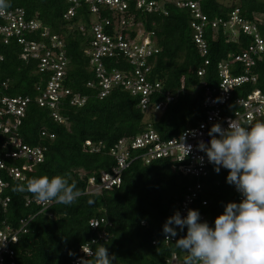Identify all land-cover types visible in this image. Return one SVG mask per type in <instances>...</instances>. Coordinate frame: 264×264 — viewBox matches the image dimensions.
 I'll use <instances>...</instances> for the list:
<instances>
[{
    "label": "trees",
    "instance_id": "trees-1",
    "mask_svg": "<svg viewBox=\"0 0 264 264\" xmlns=\"http://www.w3.org/2000/svg\"><path fill=\"white\" fill-rule=\"evenodd\" d=\"M154 1L166 2V16L161 13L136 12L135 19L142 22L146 32L153 33L159 48V54L151 60L153 67L150 79L160 81L163 91H183L152 125L163 139H169L187 127L196 126L205 118L202 108L203 91L199 88L200 78L196 75L202 66V60L192 40L189 10L176 7L173 1ZM5 2L9 5L6 10L22 9L28 19L37 21L64 41L69 61L67 87L73 93L87 97L82 108L67 105L61 109V115L69 123L68 129L54 123L46 109L34 104L28 106L20 128L21 138L29 146L45 147V159L27 173L24 183L12 181L3 174L2 178L8 182L4 196L10 198V203L5 213L0 207V222L5 219L7 223L15 225L18 219L37 213L38 208L34 205L28 208L24 205L26 198L35 199L33 194L14 191L17 185L26 186L27 181L32 178L47 176L51 179L62 176L69 184L74 183L82 195L71 205L52 202L53 205L45 214L34 217L28 233L19 239L16 246L17 263L72 264L81 245L91 244V240L96 237L97 232L89 227V222L93 219H104L109 223V226L98 229H105L109 239L107 242L97 241L96 244H91L92 250H95L97 244L104 245L109 255L116 257L113 264H167L172 255L181 258L186 253L175 247L176 241L166 244L162 229L167 218L174 215L176 204L182 200L194 181L173 170L168 161H157L148 166L135 162L123 173L120 187L103 191L100 195L85 193L90 176L100 171L109 172L114 165V160L108 155L109 149L118 140L144 131V114L126 92L117 89L104 99H98L96 90L86 87L88 82L95 81V77L83 53L88 38L76 29L78 24L87 26L90 21L86 7L77 9L75 17L66 20L64 14L70 6L67 0ZM236 8L242 18L252 20L255 15L264 14V1L230 0L227 4L221 0L202 2V10L210 20L227 19ZM246 38L242 34L238 44L230 43L222 30H219L216 39L212 40V32L207 30L205 39L210 65L203 80L214 86L216 65L228 55L241 52L249 43ZM20 52V47L14 42L2 47L4 59L0 63V80H8L6 96L33 98L37 96L36 88L44 85L47 75L37 73L36 62L20 60ZM104 63L108 69H130L118 58L105 60ZM255 72L258 75L257 83L236 89L233 97L243 96L255 88L264 92V56L257 63ZM41 130L53 133L54 139L40 138ZM87 141L101 144V153L88 154L83 151V143ZM2 142L0 134V146ZM1 155L0 149V157ZM227 175L228 170L221 168L216 173L213 166L208 176L202 180V197L207 206L201 208V212L207 216L208 224L212 227L215 219L223 214L224 205L239 203L235 186L226 182ZM177 231L176 240L186 235L185 230L183 233ZM69 251L75 253V256H69ZM92 259L91 256L87 260Z\"/></svg>",
    "mask_w": 264,
    "mask_h": 264
},
{
    "label": "built area",
    "instance_id": "built-area-1",
    "mask_svg": "<svg viewBox=\"0 0 264 264\" xmlns=\"http://www.w3.org/2000/svg\"><path fill=\"white\" fill-rule=\"evenodd\" d=\"M67 2L70 6L64 14V19L74 18L77 9L81 7H86L90 18L87 26L78 24L76 27L82 36L88 38L83 53L95 77V81L88 82L86 87L96 90L98 99H104L113 90L124 91L136 101L137 108L144 117L149 116L143 121L144 131L118 140L109 149L108 155L114 160V165L109 172L100 171L90 176L87 179L85 193L100 195L103 191L120 187L123 173L135 162L148 166L157 161H168L173 170L194 181L193 185L187 188L182 200L176 204V211L184 217L188 209L198 210L202 222H208L207 216L201 212V208L207 206L206 200L202 197V180L208 176L213 165L208 163L203 152L196 150V145L200 140L206 143L210 140L207 133L213 124L219 123L227 128L228 120H236L242 126L250 127L257 121H264L262 90L255 88L243 96L233 97L236 89L255 85L258 81L255 68L264 56V14L246 20L236 8L230 12L227 19L210 20L202 10L203 0L173 1L176 7L188 9L191 14L189 27L192 40L202 60V66L196 75L200 78L199 88L203 91L202 108L205 118L196 126L183 129L178 135L163 139L152 128L153 122L183 91H163L160 81L150 79L153 67L151 60L159 54V48L153 33L145 31L142 22L135 19V13H161L166 16L167 12L164 9L166 2L154 0H67ZM207 30L212 32V40H215L219 30H222L227 42L238 44L242 34L249 41L241 52L228 55L216 65L214 86L203 80L210 65L207 58L208 44L205 39ZM11 42L20 47L19 59L24 62H36L37 73L47 75V80L43 86L36 88L37 96L33 98L6 96L5 93L9 89L8 80H0V134L3 137L0 146L2 152L0 207L3 213L10 203V198L4 196L8 182L2 178L3 174L12 181L24 183L27 173L45 159V147L29 146L21 138L20 128L28 106L34 104L46 109L54 123L68 129L69 123L61 115V109L67 105L71 108H82L87 102L86 96L73 93L67 87L69 61L64 41L37 21L28 19L25 12L19 8L0 9V63L4 59L2 47L10 45ZM112 58L124 61L130 69H108L104 61ZM192 132L196 135L185 136L186 133ZM39 135L42 139H54V134L47 130H41ZM182 137L186 145H192V151L186 158L180 146ZM102 149L101 144L90 141L83 143V151L88 154H99ZM199 157H204L202 164ZM236 194L240 203L243 197L237 190ZM24 205L27 208L34 205L38 208L37 213L18 219L15 225L7 223L5 219L0 222V264H18L16 246L19 239L28 233V227L34 217L45 214L53 203H41L36 199L26 198ZM106 225L109 226V223L104 219H93L89 222L90 229L97 232L91 242L108 241L107 231L105 229L98 231ZM163 239L166 244L176 241V238L167 241L164 235ZM88 247L89 245H85V252L88 251ZM90 257L81 249L72 264H77L78 259L87 260ZM185 257L186 254L181 258L172 255L167 264H184Z\"/></svg>",
    "mask_w": 264,
    "mask_h": 264
},
{
    "label": "clouds",
    "instance_id": "clouds-1",
    "mask_svg": "<svg viewBox=\"0 0 264 264\" xmlns=\"http://www.w3.org/2000/svg\"><path fill=\"white\" fill-rule=\"evenodd\" d=\"M9 5L0 0V9ZM228 127L213 124L208 131L210 140L198 141L196 150L203 152L208 163L219 173L221 168L228 170L226 182L235 186L243 199L240 203L224 205L223 214L214 221V227L201 220L198 210L188 209L182 217L179 211L167 218L162 234L165 240L177 239L175 247L186 253L184 264H264V121H257L250 127L242 126L236 120H228ZM203 127V126H201ZM195 136L196 133H186ZM180 146L185 158L191 153L192 145ZM204 157H199L202 164ZM17 192H29L41 203L71 205L82 195L76 185L62 176L49 179L47 176L32 178L26 186L19 184ZM91 244H96L92 241ZM88 244L81 245L82 251L93 259H78L77 264H113L114 255H109L107 247L97 244L92 250ZM69 256L75 253L69 251Z\"/></svg>",
    "mask_w": 264,
    "mask_h": 264
},
{
    "label": "rangeland",
    "instance_id": "rangeland-1",
    "mask_svg": "<svg viewBox=\"0 0 264 264\" xmlns=\"http://www.w3.org/2000/svg\"><path fill=\"white\" fill-rule=\"evenodd\" d=\"M165 1H177V0H165ZM223 3H225V4H227V3H229L230 2V0H221ZM149 116L147 115V116H145L144 117V119H143V121L146 119V118H148ZM155 118V117H154Z\"/></svg>",
    "mask_w": 264,
    "mask_h": 264
}]
</instances>
